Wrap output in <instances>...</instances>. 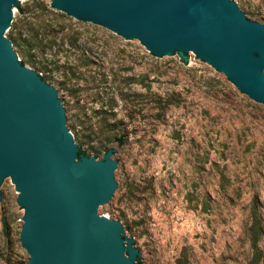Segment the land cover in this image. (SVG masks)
Masks as SVG:
<instances>
[{
    "label": "rangeland",
    "instance_id": "obj_1",
    "mask_svg": "<svg viewBox=\"0 0 264 264\" xmlns=\"http://www.w3.org/2000/svg\"><path fill=\"white\" fill-rule=\"evenodd\" d=\"M264 23V0H230ZM5 37L66 106L85 156H117L121 222L140 264H264V105L197 55L163 62L140 41L22 0ZM0 264H26L24 208L6 182ZM253 242L256 246L253 247Z\"/></svg>",
    "mask_w": 264,
    "mask_h": 264
},
{
    "label": "water",
    "instance_id": "obj_2",
    "mask_svg": "<svg viewBox=\"0 0 264 264\" xmlns=\"http://www.w3.org/2000/svg\"><path fill=\"white\" fill-rule=\"evenodd\" d=\"M22 0H0V199L6 182L24 208L26 264H140L120 221L100 216L119 196L117 156H78L71 120L54 87L18 59L5 37ZM78 23L140 41L161 62L197 55L247 98L264 105V23L230 0H52Z\"/></svg>",
    "mask_w": 264,
    "mask_h": 264
},
{
    "label": "trees",
    "instance_id": "obj_3",
    "mask_svg": "<svg viewBox=\"0 0 264 264\" xmlns=\"http://www.w3.org/2000/svg\"><path fill=\"white\" fill-rule=\"evenodd\" d=\"M8 38H9V39H13L12 31L9 32V34H8ZM21 64H23L22 61H21ZM39 76H40V75H39ZM40 77H41V79L44 80V77H42V76H40ZM77 154H78V156H80V155H84V156H85V154H84V152H83L82 150H78V151H77ZM255 246H256V243L253 242V247H255ZM136 264H138V263H137V260H136Z\"/></svg>",
    "mask_w": 264,
    "mask_h": 264
}]
</instances>
